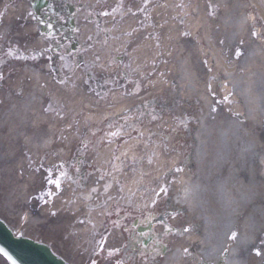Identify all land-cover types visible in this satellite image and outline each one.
Listing matches in <instances>:
<instances>
[{"label":"bare ground","instance_id":"bare-ground-1","mask_svg":"<svg viewBox=\"0 0 264 264\" xmlns=\"http://www.w3.org/2000/svg\"><path fill=\"white\" fill-rule=\"evenodd\" d=\"M213 1L219 9L216 18L200 7L209 0H157L147 7L150 20L143 23L157 41L169 38L165 80L172 83V109L180 99L189 109L190 103L197 106L200 114L195 167L181 174L175 203L203 228L197 235L186 233L165 264H216L223 258L225 264H264V240L260 254L253 251L264 238V0ZM180 15L187 17L183 25ZM207 73L212 81L222 76L220 91L206 87ZM43 94L40 75L34 72L24 95L8 96L0 105V137L10 156L5 162L14 163L15 170L24 162L19 144L35 160L40 147L52 145L55 127L41 114ZM80 102L97 118L119 110L93 108L91 97ZM216 102L224 106L218 110ZM22 181L12 185L19 195L28 183Z\"/></svg>","mask_w":264,"mask_h":264},{"label":"flooded vegetation","instance_id":"flooded-vegetation-1","mask_svg":"<svg viewBox=\"0 0 264 264\" xmlns=\"http://www.w3.org/2000/svg\"><path fill=\"white\" fill-rule=\"evenodd\" d=\"M33 3L34 0H0V87L15 84L13 93L21 96L27 88L30 66L42 69L49 63L58 82L69 79L81 67L87 78L93 79L91 87L98 85L105 91L104 84L109 83L123 96H138L126 118L87 125L64 158L52 165L46 163L47 156L40 162L41 196L54 191L83 198L87 212L79 218L81 227L95 225L93 209L99 216L96 226L88 232L83 253L65 243L60 246L61 252L69 264H163L184 235L186 219L171 205L170 183L178 175V168L171 170L163 164L154 186L125 188L122 179L114 183L109 177L115 168L118 148L123 139L130 137L158 148L165 160L170 153H176L185 165L191 155L193 144L189 141L195 127H190L187 114L171 113L165 98H155L153 91L146 93L142 82L131 78L125 55L111 54L108 63L117 60L113 79H96L92 74V68L100 65V56L87 55L96 46H108L112 30L119 28L123 20L117 8L108 7L105 0H45V5L35 13L30 10ZM84 22L90 30L81 38ZM33 25L36 35L30 37ZM38 37L40 47L35 45ZM106 141L114 143L113 153L99 165L98 151ZM134 168V164L120 163L119 173L133 176ZM127 189L132 192L125 194ZM40 233V238L48 237L41 229Z\"/></svg>","mask_w":264,"mask_h":264},{"label":"rangeland","instance_id":"rangeland-1","mask_svg":"<svg viewBox=\"0 0 264 264\" xmlns=\"http://www.w3.org/2000/svg\"><path fill=\"white\" fill-rule=\"evenodd\" d=\"M141 1L142 0H138ZM186 3V2H185ZM210 6L209 5H205V3L200 4V7H202V12H204L206 14V11L211 13L209 11L210 7H216L217 5L215 4V2L213 0H209ZM127 7V5H126ZM218 12L219 9L218 7H216ZM216 18V17H214ZM139 20V19H138ZM135 16H130L128 19H124V29L127 28H131L133 26V24H136L138 21ZM182 23H185V20L182 19ZM127 43L126 45L130 47L135 46V44H132L130 41L131 36L128 35L127 36ZM118 41V40H117ZM124 43V42H123ZM118 44V43H117ZM119 47L121 46L123 48L122 45H120L119 42ZM131 56L134 58V60L132 61L135 62L136 59V55L135 52H133L131 54ZM143 69V68H142ZM141 70H138L136 72V78H144V72H142ZM208 75V74H207ZM79 78L78 76L75 79V83L76 85L74 86V89H77L75 91L70 90L69 88H65L62 89L60 94H59V99L64 98L65 100L68 99V102L65 103V108L64 110L61 112V114H54L50 115V117L46 116V115H42L45 116L47 119H49V122H54V125L56 124H60V126L62 125L64 130L62 132L67 133L68 130L65 128H68L69 124H72L73 122H93L96 121L97 116H92L90 112L84 111L80 108L81 106V97H83L82 95V86L79 84ZM163 84V83H161ZM160 84V85H161ZM11 85V84H9ZM18 85V84H17ZM12 87H15V84L11 85ZM10 86H8L9 88ZM163 90V89H162ZM78 91V92H77ZM5 93V92H3ZM84 94V93H83ZM24 95V94H23ZM85 95V94H84ZM113 95H117V94H113ZM19 97V95H18ZM0 100H1V105L3 103V98L0 96ZM64 102V101H62ZM124 104H127L126 102H124ZM78 106V108H76ZM219 107V106H218ZM195 109V108H194ZM45 119V118H44ZM59 121V122H58ZM42 133L44 134L45 132L42 131ZM3 137H0V143L3 142L5 144V141L3 140ZM4 144H0V149L2 150L1 156L5 157L4 155L6 154V152L8 151L9 146H6ZM132 143H128L127 145H130ZM21 146V145H20ZM19 145L17 146L20 147ZM140 150L141 151H145V148L143 146V143H141L140 145ZM20 151H21V147H20ZM19 151V152H20ZM129 151V150H128ZM9 154H7L6 156H8ZM103 156L105 157V154H103ZM7 158V157H5ZM0 162H2V159L0 160ZM15 169L10 170L12 173L10 174L9 172H7V175L0 179V218H2L3 220H5L7 222V224L9 226L12 227V229H14L16 231V234H21L22 236H26V237H31L34 238L36 240L40 241V217H28V214L26 215V213H28L26 210H30L32 206L29 205L28 203V199L29 197L37 190V188H39V184L35 183L37 180H34V173H38L40 176V168L38 167L36 169L37 172H34L32 169L31 175H33L31 180H28L26 182H28L27 184V189L26 187L23 189L22 194L19 195L18 193V189H16L14 186H12L13 184H15L18 180L19 177V173L16 175L15 174ZM23 174H26V171L23 170ZM17 176V177H16ZM39 179V177H38ZM40 180V179H39ZM22 183H24V181H22ZM27 190V192L25 193V191ZM15 192V194H14ZM9 197H11V199L9 200ZM34 206L37 205V203H33ZM22 215H24L22 217ZM29 219L31 220L30 224L28 223ZM46 226V225H45ZM48 239V237H46ZM45 238V240H46ZM0 264H7L6 261L0 256Z\"/></svg>","mask_w":264,"mask_h":264},{"label":"water","instance_id":"water-1","mask_svg":"<svg viewBox=\"0 0 264 264\" xmlns=\"http://www.w3.org/2000/svg\"><path fill=\"white\" fill-rule=\"evenodd\" d=\"M0 253L10 264H64L45 246L25 238H15L1 221Z\"/></svg>","mask_w":264,"mask_h":264},{"label":"snow or ice","instance_id":"snow-or-ice-1","mask_svg":"<svg viewBox=\"0 0 264 264\" xmlns=\"http://www.w3.org/2000/svg\"><path fill=\"white\" fill-rule=\"evenodd\" d=\"M186 231H187V229H185ZM235 238V234H233V236L232 237H230V239H234ZM256 254L257 255H259L260 254V252H259V250H256Z\"/></svg>","mask_w":264,"mask_h":264}]
</instances>
